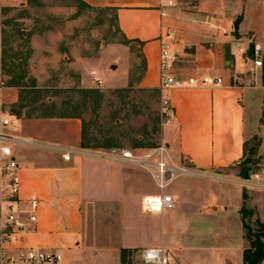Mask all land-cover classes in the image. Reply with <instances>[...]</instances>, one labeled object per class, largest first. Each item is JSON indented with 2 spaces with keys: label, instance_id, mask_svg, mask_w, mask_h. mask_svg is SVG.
<instances>
[{
  "label": "crops",
  "instance_id": "crops-1",
  "mask_svg": "<svg viewBox=\"0 0 264 264\" xmlns=\"http://www.w3.org/2000/svg\"><path fill=\"white\" fill-rule=\"evenodd\" d=\"M81 2L114 13L124 42L115 46L132 63L116 87L132 85L160 99L161 40L175 52L169 73L183 85L166 92L172 116L167 123L162 119L158 145L194 175L178 177L163 191L172 197V209L143 213L141 198L159 193L151 175L122 160L118 147L101 148L109 152L84 148L80 118L28 115L0 63V117L17 126L11 146L19 197L39 201L24 245L59 251L61 264L80 247L104 264H122L121 252L137 255L149 248L168 252L172 264H244L249 242L243 194L259 189L245 188L235 167L245 158L257 110L264 164V0H175L173 7L162 0ZM255 60L260 67H253ZM205 78H219L221 84L201 85ZM189 80L195 84L188 85ZM152 148L139 142L130 150L142 155ZM7 178L0 172V207ZM260 201L264 206V197ZM261 207L257 211L264 221Z\"/></svg>",
  "mask_w": 264,
  "mask_h": 264
},
{
  "label": "rangeland",
  "instance_id": "rangeland-1",
  "mask_svg": "<svg viewBox=\"0 0 264 264\" xmlns=\"http://www.w3.org/2000/svg\"><path fill=\"white\" fill-rule=\"evenodd\" d=\"M123 43L114 13L91 9L81 0H25L21 6L0 0V63L5 81L20 91L19 105L28 115L79 117L82 145L91 151L109 152L111 149L101 148L112 146L130 150L139 142L148 147L160 143V99L132 85L116 87L130 63L126 52L115 46ZM260 66V60L253 62V67ZM92 71H99L100 87L91 85ZM259 114L257 110V115L251 116L245 158L235 167L240 176L242 169H248L249 180L264 171L259 155ZM244 194L247 213L242 218L256 233L260 224L264 225L257 211L260 204L264 209L260 201L264 190ZM124 257L122 264H140L136 254ZM63 264L104 262L94 260L80 247Z\"/></svg>",
  "mask_w": 264,
  "mask_h": 264
},
{
  "label": "built area",
  "instance_id": "built-area-1",
  "mask_svg": "<svg viewBox=\"0 0 264 264\" xmlns=\"http://www.w3.org/2000/svg\"><path fill=\"white\" fill-rule=\"evenodd\" d=\"M5 3L21 6L25 0H3ZM165 7H173L175 0H162ZM176 59V54L168 43L161 40L159 51V90L160 110L163 122L170 121L172 107L166 92L172 87L183 84L170 75V69ZM91 84L94 87L102 85L101 79L92 71ZM201 85H219L221 80L205 78ZM193 80L188 85H194ZM17 126L7 117H0V172L8 178L1 189L0 207V264H61L62 255L53 249H44L37 246L24 245V236L30 226L37 220L39 201L37 199L23 200L19 197V182L15 174L17 163L13 156L12 142L16 140ZM25 142V141H23ZM120 158L132 166L147 171L159 193L157 195L143 196L140 209L145 214L161 213L170 210L174 201L169 194L163 193L167 186L181 176L194 175L184 163H175L168 156L167 148L157 145L148 153L139 155L132 150H121ZM64 160L69 159L68 153L63 155ZM245 188L264 190V171L252 175V179H243ZM140 264H172L168 252L161 248L144 249L137 254Z\"/></svg>",
  "mask_w": 264,
  "mask_h": 264
},
{
  "label": "trees",
  "instance_id": "trees-1",
  "mask_svg": "<svg viewBox=\"0 0 264 264\" xmlns=\"http://www.w3.org/2000/svg\"><path fill=\"white\" fill-rule=\"evenodd\" d=\"M264 84V76H263ZM75 117V116H74ZM79 118V117H77ZM241 178L248 179V169L241 170ZM243 199L246 200L247 196L243 194ZM247 213L246 206L241 208V214ZM243 220V219H242ZM243 227L245 229V237L249 240V248L243 252L244 264H262L264 261V225L260 224V231L253 233V231L246 225L243 220ZM124 252H121V263L125 261Z\"/></svg>",
  "mask_w": 264,
  "mask_h": 264
},
{
  "label": "water",
  "instance_id": "water-1",
  "mask_svg": "<svg viewBox=\"0 0 264 264\" xmlns=\"http://www.w3.org/2000/svg\"><path fill=\"white\" fill-rule=\"evenodd\" d=\"M225 54H226V56L229 54V46H225ZM112 67H114V66H112Z\"/></svg>",
  "mask_w": 264,
  "mask_h": 264
}]
</instances>
